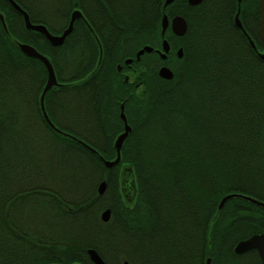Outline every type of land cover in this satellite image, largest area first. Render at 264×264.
I'll list each match as a JSON object with an SVG mask.
<instances>
[{"label":"trees","instance_id":"16d2710c","mask_svg":"<svg viewBox=\"0 0 264 264\" xmlns=\"http://www.w3.org/2000/svg\"><path fill=\"white\" fill-rule=\"evenodd\" d=\"M235 9L236 0H203L179 12L187 21L183 53L168 59L166 80L152 54L130 67L123 61L158 40L153 19L149 35L128 31L137 43L102 46L100 56L90 47L94 58L85 60L79 44L51 45L0 0V264H93L89 248L106 264H202L206 256L211 264H243L233 247L264 233V209L237 198L217 205L231 192L264 201V60L234 25ZM240 9L257 39V0H241ZM13 40L50 60L60 84L44 95L50 121L105 160L115 158L123 104L130 132L118 164L106 168L47 126L39 108L46 69ZM117 64L134 69L127 81ZM121 165L133 176L130 201Z\"/></svg>","mask_w":264,"mask_h":264},{"label":"flooded vegetation","instance_id":"af4514ba","mask_svg":"<svg viewBox=\"0 0 264 264\" xmlns=\"http://www.w3.org/2000/svg\"><path fill=\"white\" fill-rule=\"evenodd\" d=\"M22 1H24L28 9L31 11L32 19L29 17L28 9L22 4V2L19 0L15 2L27 13L30 22L35 25H43L53 36L61 35V33L67 28L72 13L74 11H77L79 13V16L76 17L72 22V28L64 38L62 43L70 40V44H79L82 47L81 50L83 52L81 56L85 60L94 58V49L90 47L95 46L97 53L100 56V53L102 52V46H116L119 44L128 45L131 43H137V40L135 41V39L127 36L128 31L142 30L146 35H149L151 20L153 19L157 21L159 27L158 40H156L154 44H149L150 42H148L140 47L142 48L145 45L152 47V51L144 53L152 54L160 59L161 63L156 66L157 72L159 67L161 66H166L170 69V67L166 63L168 59L172 57V55H174L176 58H180L176 55V51L179 48L182 49L181 45L178 44V40L180 41L181 37H183L187 31V21L185 17L179 12H183V9L185 8L193 9V7H198L203 0H199V2L195 4L190 3L189 0H179L176 4L173 5L172 11H169L167 9L175 0L167 5H165V0H61V2L60 0H57L58 2H54L56 0H33V3L28 2V0ZM43 1H49V5L46 8L43 4ZM240 2L238 4L236 0V9L233 15V22L234 16L236 15V13H238V19L244 31L255 44L256 51L254 49L253 51L256 54L257 52L264 53V50H259L257 48L259 45L257 39L261 43H264V41H262L257 34L259 13L255 27V35L257 36L256 39L250 33V31H247L244 27L243 21L241 19ZM163 15H166L168 22L172 17L176 15L183 17L186 22L185 33L182 36L175 35L168 25L163 34H161V18ZM253 18L254 17L252 16L251 12H246L244 14V19L249 22V24H253ZM154 26H156V22ZM34 32L38 37L39 35H42L37 31ZM241 33L244 35L242 31ZM244 37L247 40V37L245 35ZM163 39H165L169 45V50L166 53V57L164 59H162L157 52L162 50L161 42ZM139 49L134 52V56H129L123 60L126 67H130L129 65L131 64L133 59L136 60L135 54ZM144 53L141 54L137 60H139L140 57L144 55ZM126 59H131V61L129 63H125ZM122 68V65H116V70L121 73L124 79L126 78L128 80L127 74H131L132 72H134V69L124 71L122 70ZM235 255H237L238 259H240L243 264H262L260 256L255 249ZM206 258L210 259L211 264L212 262L209 256H206L204 258L202 264H205ZM222 262L223 260L220 261L219 264H222Z\"/></svg>","mask_w":264,"mask_h":264},{"label":"water","instance_id":"95a60500","mask_svg":"<svg viewBox=\"0 0 264 264\" xmlns=\"http://www.w3.org/2000/svg\"><path fill=\"white\" fill-rule=\"evenodd\" d=\"M5 1L9 4V6L14 11H16L21 16L24 27L26 30H34V31L41 33L47 39V41L53 46H58V45L62 44L64 38L67 36V34L70 32V30L72 28V22L74 21V19L76 17L79 16V13L77 11H74L71 15V18H70V21H69L67 28L61 33V35L53 36L48 32V30L43 25L32 24L28 18L27 13L14 0H5ZM172 1L173 0H165V5L169 4ZM240 1L241 0H237L238 4ZM189 2L192 4H195V3L199 2V0H189ZM257 7H258V13H259L257 34H258L259 38L262 41H264V0H257ZM0 24L3 28V30L6 32V25L4 23V20H3V17L1 14H0ZM234 24L237 28H239L244 33V35L247 37L249 45L252 47V49H254L256 51V47H255L254 42L246 34V32L244 31V29H243V27H242V25L238 19V13H236V15L234 16ZM168 25L170 26L171 31L175 35L182 36L186 31V22H185L184 18L179 16V15L172 17L169 22H168L166 15L162 16V18H161V34H163L164 30L167 28ZM13 41H14L15 45L17 46V48L25 56L39 60L46 69L47 77H46L45 84H44L42 91L40 93V96H39V108H40L41 115H42L45 123L47 124V126L51 130L58 132L60 134H63L67 137H70L71 139H73L76 142H78L79 144H81L84 148H86L88 151L93 153L99 159V161L102 162V164L106 168H112L113 166L118 164V162L120 160V148L122 146L123 141L125 140L128 133L130 132V126L127 124L125 115L123 113V104L120 105V113H119V116L123 122V130H122V132H120L116 136V138L114 140V144H113L114 149H115V158L113 160H105L100 156V154L95 149L90 147L88 144L77 139L76 137L72 136L71 134H68L66 132L61 131L50 121V119L48 118V116L45 112V109H44V103H43L44 95L50 88L60 85L56 80L54 70H53L52 65L50 63V60L48 59L47 56L39 53L33 46H31L27 43H22V42L16 41V40H13ZM161 49H162L161 51H157V52L159 53L160 57L162 59H164L166 57V53L169 50V45L165 39H163L161 42ZM150 51H152L151 46H148V45L143 46L142 48H140L136 52V54H135L136 60L144 52L148 53ZM176 55H177V57L182 56V49L181 48H179L176 51ZM257 56L264 60V53L257 52ZM130 61H131V59H126L125 63H129ZM157 74L160 78L166 79V80L171 79L173 76L172 71L166 66L159 67ZM124 80L126 81L127 79L125 78ZM125 173H127V179L126 180L124 178ZM120 178H121V190H122L123 196L127 201H130L131 198L133 197V193H134L133 192L134 191V182H133V176H132L130 168L123 167L121 170V173H120ZM105 187H106V183L104 181H101L98 184L97 193L102 194L105 190ZM233 198H237V199L247 201L253 205H256V206L264 209V201L256 199L252 196H249V195H246L243 193H238V192H231V193H227V194L223 195L218 202L217 209L220 210L226 201L233 199ZM109 216H110V209H105L101 212L100 219H101V221L106 222V221H108ZM254 249L257 250V252L260 256L261 262H262V264H264V233H256V234H253V235H251V236H249L243 240L238 241L233 247V252L235 254H242V253H245L247 251L254 250ZM86 252H87L89 260L93 264H106L94 249L89 248V249H87ZM205 264H210L209 258H206Z\"/></svg>","mask_w":264,"mask_h":264},{"label":"rangeland","instance_id":"374dc122","mask_svg":"<svg viewBox=\"0 0 264 264\" xmlns=\"http://www.w3.org/2000/svg\"><path fill=\"white\" fill-rule=\"evenodd\" d=\"M128 75V77H130V73L129 74H127ZM131 79H132V77H131ZM123 167H125L124 165H121V169L120 170H122V168ZM124 178H125V180L127 179V173H125L124 174ZM105 182V181H104ZM135 190V189H134ZM134 192V191H133Z\"/></svg>","mask_w":264,"mask_h":264}]
</instances>
